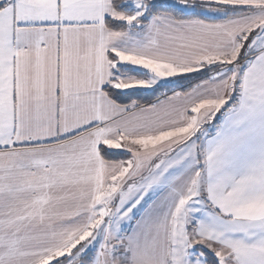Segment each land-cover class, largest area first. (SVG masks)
Masks as SVG:
<instances>
[{
  "label": "snow or ice",
  "instance_id": "snow-or-ice-1",
  "mask_svg": "<svg viewBox=\"0 0 264 264\" xmlns=\"http://www.w3.org/2000/svg\"><path fill=\"white\" fill-rule=\"evenodd\" d=\"M0 264H264V0H0Z\"/></svg>",
  "mask_w": 264,
  "mask_h": 264
}]
</instances>
